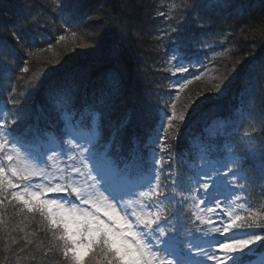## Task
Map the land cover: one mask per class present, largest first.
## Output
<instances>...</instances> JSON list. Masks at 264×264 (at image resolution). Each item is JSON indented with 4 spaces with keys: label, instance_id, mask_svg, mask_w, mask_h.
I'll return each mask as SVG.
<instances>
[{
    "label": "snow or ice",
    "instance_id": "1",
    "mask_svg": "<svg viewBox=\"0 0 264 264\" xmlns=\"http://www.w3.org/2000/svg\"><path fill=\"white\" fill-rule=\"evenodd\" d=\"M167 2L170 7L155 13L164 20L157 39L177 41L178 47L182 37L172 34L182 32L184 21L204 30L210 14L226 6V0ZM53 3L65 34L75 37L77 30L69 22L79 13L76 0ZM45 26L39 13L14 25L12 39L27 59L17 74L0 65L3 251L33 260L37 253L42 259L52 255L57 257L52 264H250L246 257L264 243V205L247 203L245 187L255 176L250 178L252 169L243 166L245 158L258 160L255 170L264 182V145L257 147L256 129L242 127L238 144L226 140L220 149L205 143L192 162L183 156L192 175L188 186L182 187L174 169L165 167L172 162L167 140L173 131L179 136L178 124L183 126L187 118L176 101L203 73H191L183 62L173 65L171 76L178 79L172 98L157 112L159 128L143 144L132 137L126 148L110 121L123 80L121 47L114 43L103 54L111 63L104 74L108 86L94 90L89 100L82 91L87 70H65L45 96L57 122H49L41 132L38 124L29 123L39 117L27 103L26 92L17 98L16 81L30 73L31 61L52 49L51 44L42 46L39 30ZM65 40L66 35H59L55 43ZM15 51L0 42V56H14ZM81 96L83 111L77 118L75 105ZM36 111L43 113V106ZM226 134L225 130L217 135ZM39 233L44 237L39 238Z\"/></svg>",
    "mask_w": 264,
    "mask_h": 264
},
{
    "label": "bare ground",
    "instance_id": "2",
    "mask_svg": "<svg viewBox=\"0 0 264 264\" xmlns=\"http://www.w3.org/2000/svg\"><path fill=\"white\" fill-rule=\"evenodd\" d=\"M26 1L28 6L35 2L34 7L38 9L36 11H39V14L43 10L42 7L44 4L48 2L47 9L44 10V15L40 14L46 25L39 30L43 33L42 46L47 47L51 44L52 49L50 51H57L61 47L58 54L63 53L65 57L69 55V53L75 52L80 48L89 49L82 46L84 44H88L90 48L92 47L90 44L91 41L89 40H91L92 35L95 33L94 27L96 28L98 15H100L103 10L101 11L100 8L97 9L94 5H90L88 6V11L90 10L89 13H84L83 10L79 8V0H76L79 13L73 21L69 22L70 26L77 30V35L73 37L71 32L65 34L63 19L52 10L54 8L53 0ZM246 1L247 0H226V6L210 14V22L207 28L216 38L224 33L226 35H231L227 33L228 29L226 25L237 23V26L242 30L241 32L244 33L246 38L244 41H240L233 36H229L232 40H236L235 48L221 39H219V45L211 43L212 41L200 44L194 37L183 35L185 33L184 31H189L193 33V35H199L197 31L198 28L187 20L181 24V28L183 29L182 32L172 34L179 35L183 37V39L189 40L194 50L198 52H201V47L213 51L217 57V63L220 69L231 78L225 96L215 97L214 95L202 94L195 97L197 102L200 103V110L195 113L192 118L193 120L202 113H208L215 109H223L227 112L228 117L234 120H254L257 123L264 121V88L261 90V94L246 95L237 93V91L247 83L253 81L264 83V30L257 28L258 30L254 34V37L249 38L247 36V32L244 31L245 28L242 25L248 23L247 25L249 26H255L254 22L256 18H258L256 16L258 12L253 13L245 9L243 4ZM131 3L132 1L129 0H116V11H112L111 14L106 12L107 15L114 18V32L117 34V31L120 29V32L117 34L118 40L116 42L119 43L121 51L131 54L132 60L130 73L127 77L130 90L128 96L130 102L129 116H121V119L119 118L120 112L114 111L113 109L110 114V119L114 122L113 116H117V121L122 120V123H124L125 130L123 135L121 133L119 134V138H123L124 135H129L131 138L136 137L144 141L147 134L146 120L153 114V107H161L164 102L165 94L168 91V88L164 87V85L167 83L170 75L168 68L172 57L175 54H179L187 59L189 53L184 47H178L177 45L170 46L169 43L174 42V40L168 38L162 40L157 39L164 27V20L163 17H157L155 13L158 10L163 11L165 8L170 7L167 0H147L146 3L140 2L137 8L144 7L141 10H136ZM259 3H261L264 8V0H260ZM27 5L25 7V5L21 3V0H0V10L8 12L7 16H2L0 14V42L16 49L13 57L17 60L18 69L23 66V61L27 58L24 56L20 47L13 41L12 32L14 31L13 26L27 17V10L23 9L27 8ZM47 18H49L51 23ZM125 22H127L126 26ZM51 24H53L54 27H52ZM28 31L30 34L32 33L31 29H28ZM142 31H144L143 34H141ZM46 32H52L53 35L50 37L46 36ZM59 35H66V40L56 44L55 42ZM140 38L146 40L144 46L148 52H150V54L148 53L150 58H147L146 61L139 55L140 50L144 49V46L138 43V41L141 40ZM77 44L81 46H76ZM221 52H223V55L219 54ZM65 57H63L62 61L53 64V67L49 64L48 69L43 68L38 60H33L28 65L30 72L34 75L32 81H35L33 85H35L34 93L36 99L46 108L50 106L45 98L46 93L54 83H57L63 78L65 70L82 68L87 70V77L82 83V91L87 93V98L89 100H91L92 92L100 89V84L108 79L103 74L104 65H106V67L111 66V63L106 58L102 63V67L100 66L99 69L95 70V68L98 67L92 66L90 59H85L83 61L82 58H80L79 61H74L73 64H71L70 61H65ZM96 57L102 59V56L99 54ZM223 65L231 66L234 70H225L222 68ZM123 69L122 67V70ZM164 74L166 75L164 79L159 78ZM200 92L201 91H199V93ZM82 100L83 96L77 99L76 105L79 107L78 111H83ZM119 100H122V98L120 97L118 101ZM237 109H239V111H237ZM194 124H197V122L194 121ZM198 128L199 127L196 125H184L185 130L198 131ZM261 134L264 136V128H261Z\"/></svg>",
    "mask_w": 264,
    "mask_h": 264
},
{
    "label": "trees",
    "instance_id": "3",
    "mask_svg": "<svg viewBox=\"0 0 264 264\" xmlns=\"http://www.w3.org/2000/svg\"><path fill=\"white\" fill-rule=\"evenodd\" d=\"M132 1V5L134 8H136V10H141L143 8H137V5L140 2H147V0H129ZM260 0H247L243 6L245 9L252 11L253 13H257L256 15L258 18H256L255 20V26H249L247 25L248 23H244L242 26L245 28L244 31H246L247 36L249 38L254 37L255 33L257 32V28L259 29H263L264 30V8L262 6L261 3H259ZM21 3H23L26 7L27 5V1L26 0H21ZM34 3H32L30 6L27 5V8H23L24 10H27V16L33 13H39V11H36L38 9H35L34 7ZM79 4V8H81L83 10L84 13H89L88 11V6L90 5H94L97 9H101V14L98 15V20H97V25L96 28L94 27V35H92L91 40V46L94 47L95 43L97 44L99 41L100 46L101 44H103V51L102 53L104 54V52L114 43H117L116 41L118 40V33L120 32V29L117 31V34L114 32V18L110 15H107L106 12H109L111 14L112 11H116V0H79L78 1ZM48 6V2L44 4V6L42 7L43 10L40 12L41 15H44V10L47 9ZM261 12V13H260ZM8 12H4L3 10H0V14L2 16H7ZM260 14V15H259ZM49 20V18H47ZM49 22L51 23V21L49 20ZM214 22V20H213ZM250 23V22H249ZM52 27L53 24H51ZM119 27V26H118ZM226 28L228 29L227 33L231 34V35H226L225 33L222 35H219L217 38L215 36L212 35L211 31L206 28L204 30L198 28L197 31L199 33V35H193V33L189 32V31H184L185 33L183 35H188V37H194L195 39H197L199 41L200 44H203L205 42L208 41H212L211 43H214L216 45L220 44L219 39H221L222 41H224L225 43L231 45L232 47H236V40L235 39H231L229 36H233L234 38H236L237 40L240 41H244L246 36L244 35V33H242L241 29L237 26V23H231L230 25H226ZM196 30V29H195ZM144 31H142L141 34H143ZM204 33V34H202ZM46 36H52L53 33L52 32H46L45 33ZM116 36V37H115ZM232 37V38H233ZM141 40L138 41V43L142 44L144 46L145 41L143 38H140ZM94 42V43H93ZM190 43V46H189ZM105 44V45H104ZM170 46L172 45H177L178 42L174 41L169 43ZM181 47H184L185 50H187V52L189 53L187 59L183 58L181 55L179 54H175L179 55L180 58L184 61L187 62H195L198 63L203 59H208L212 56H210V54H215L213 51L205 49L203 47L201 52H198L196 50H194V47L192 45V43L187 40V39H183L182 37V42L180 43ZM169 46V47H170ZM187 48V49H186ZM85 48H80L75 52H72V54L70 53L69 55H67L66 57L63 54H59L57 55V57L49 59V60H45L42 61L40 59H37L41 66L45 69H48L49 64H51L50 66L53 67V64H56L60 61L63 60V57L66 58L65 61H70L71 64H73L74 61H79L80 58H82V60L84 61L85 59H90V63L92 66H97L98 68H95V70L99 69V67H102V63L105 60V57L103 54L102 55V59H97V57H93L91 55H87L89 54L87 51L90 50H84ZM83 51V52H82ZM100 51V50H99ZM236 52V51H235ZM101 53V51H100ZM121 56H120V67L122 70V67L124 68L122 70L123 73V80L121 83V98L122 100H119L116 102L115 107L113 108L114 111H119L120 115L119 118H121V116L123 117H127L129 116V85L127 82V77L129 76L130 73V68H131V54L121 51ZM148 53L150 54V52H148V50L145 48L140 50L139 55L142 56V58L146 61V59L150 58ZM100 55V54H99ZM173 56V57H174ZM172 57V58H173ZM172 60V59H171ZM210 61H212V64L214 66H216L217 69L220 70V66L217 63V57L215 58H211ZM0 65H3L6 67V69L13 73V74H17L19 72L18 69V64H17V60L10 54L5 53L3 56H0ZM170 66L171 64H169V68L168 71L170 72V75L168 77V81L167 83L164 85V87L168 88L167 93L165 94L164 97V102L162 103L161 107L159 108H154L153 107V114L151 116H149L147 118V121L150 125V128L152 131L151 133L154 132L155 129L158 128V117H157V112L163 108V106L165 104H167L170 99L172 98V91L171 88L174 87L173 85L174 83V78L173 76H171V70H170ZM104 65L103 67V74H105L108 69L111 68V66H107ZM223 69L225 70H231L232 67L231 66H227V65H223L222 66ZM125 70V71H124ZM96 74V73H94ZM165 74L162 75L161 79L165 78ZM163 77V78H162ZM34 79V75H32V73L30 72L29 74H24V79L21 80H17L16 81V86H17V98L19 99V94L21 92H26L28 94V100L27 103H30L32 111L34 116H38L39 119L38 121L36 119L30 120L29 123L32 124H38L39 129L41 130V132H43V130H45L48 126L49 122H53L56 123L57 122V114L52 111L49 108L44 107L43 105H41L37 99H36V95L34 93V87L33 83L35 81H32ZM107 80L103 83L100 84V88L102 87H107ZM23 86V87H22ZM229 84L224 85L223 89L225 88V95L227 92ZM5 87H7V85H5ZM264 88V83L260 82V81H253L251 83H247L245 86H243L242 88H240L237 93L238 94H246V95H253V94H261L262 93V89ZM29 89H31V91H29ZM243 89V91H242ZM205 93L204 94H209L211 95L212 93L211 90L206 89L204 87ZM199 92V91H198ZM198 93H195V96H197ZM213 96V95H212ZM41 105L44 108V112L43 113H38L36 111L37 106ZM76 108V115L77 118H79L80 113L82 111H78L79 107L77 105H75ZM195 109V111L191 114V116L187 119L186 124L184 122V125H190V126H194L196 125L198 128V131H191V130H185L184 129V125L183 126H178L179 127V136H176V133L173 131L171 134V137L169 139V145L171 146L172 150H174L176 152V155L178 157V162L179 165H176L177 170L179 172H184L188 166V164H186L184 162V160L182 159L183 156L187 155V157L193 158L196 150L200 147L203 146L205 143H210V138L209 135H207L205 133V131H199L201 129V126L204 125V123L216 116H219L220 118H226V126L230 127V124L232 123V121L234 119H231L228 117L227 112L223 109H215L212 110L208 113H202L200 115H198L194 120L192 119L195 115V113H197L200 110V103L196 101H194V103L192 104V109ZM191 111V110H190ZM86 116V115H85ZM114 118V122L112 121V119H110L111 121V126L113 129H118L119 133H118V139H119V134L121 133L123 135L124 133V123H122V120L117 121V116H113ZM122 119V118H121ZM194 121L197 122V124H194ZM123 125V127H121ZM247 126L246 130L251 131L253 128L256 129V131L254 132V138H255V143L257 145V147L264 145V136H262L261 134V128H264V121H260V122H256V121H239L237 120V125L234 128V130L227 132L226 135H221L218 136L217 134L214 135L213 140L210 144L214 145L217 149H220L223 147L224 143L226 142V140L230 143H234V144H238L239 142V138H240V131L241 128ZM58 130V129H57ZM108 128L105 129V138L107 139L110 131ZM150 134L149 132H147L146 134V138L144 141L139 140L141 144H143L148 138H149ZM126 148L128 146H130V140L131 137L128 135H124V137L122 138ZM246 156V154H244ZM259 161H253L250 158H245L243 161V166L245 168H251L252 171L248 173L249 177H253L255 176V179L252 181V183L246 185V187L248 188L250 195L248 196V204L254 206V207H260L261 205H264V182H261L259 175L257 174L256 170H255V165L258 164ZM172 162L170 165H168V167H171ZM163 179V177H162ZM44 234L43 233H39V238H43ZM44 244L45 246L47 245V239H44ZM4 248V244L3 242H0V261H3V264H52V261L57 259V257L50 255L48 258H44L42 259L39 255V253H37L36 259H31L28 256H25L24 254H21L20 257H15V256H10V254L5 253L3 251ZM258 248L260 249H264V243H262ZM259 250V249H258ZM5 256H9V259L5 260Z\"/></svg>",
    "mask_w": 264,
    "mask_h": 264
},
{
    "label": "rangeland",
    "instance_id": "4",
    "mask_svg": "<svg viewBox=\"0 0 264 264\" xmlns=\"http://www.w3.org/2000/svg\"><path fill=\"white\" fill-rule=\"evenodd\" d=\"M99 42L97 44L95 43L94 44L95 45L94 47H91L90 48V46H89V47H87L89 49H85V50H90V51H87L89 53L87 55H91L93 57H96L98 54H100V55L103 54L102 53V51L104 50L103 49V44H101V46H100V43ZM60 49H61V47L57 51H47V52H44L42 54V58L40 60H42V61H45L46 60L47 61L49 59H52V58L57 57V55H59L58 52L60 51ZM99 50L101 51V53H100ZM97 59H99V58H97ZM229 78H230L229 75H227V74H225L223 72L216 74V71H215L214 73H212V75L207 79V81L204 84L200 83V80L199 81H195L194 80L193 83L189 84L188 87L184 90V92L180 94V99L178 101H176L178 111H183L187 107V102L189 101V99H190V97L192 95H195L197 89L202 88L203 86L209 84V87L213 89L212 90L213 91L212 94L215 96V95L218 94V90H217V88L214 87V84H211V83H214V82L216 84L217 83H224ZM255 264H264V259L261 261V263H259L257 261Z\"/></svg>",
    "mask_w": 264,
    "mask_h": 264
}]
</instances>
